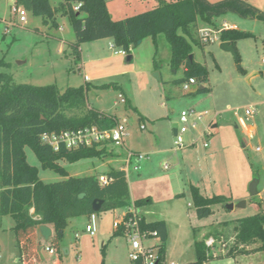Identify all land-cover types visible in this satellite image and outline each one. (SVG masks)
<instances>
[{
	"label": "rangeland",
	"instance_id": "rangeland-1",
	"mask_svg": "<svg viewBox=\"0 0 264 264\" xmlns=\"http://www.w3.org/2000/svg\"><path fill=\"white\" fill-rule=\"evenodd\" d=\"M208 1L214 3L221 0ZM245 1L264 12V0ZM61 2L63 0H51L53 6H58ZM14 5L16 0H0V59L9 63V67L2 71L11 75L16 84H56L58 88L66 89L84 83V73L78 69L70 52L69 55L60 52V38L75 40L69 18L58 14V25L52 27L44 25L42 17H36L27 11L26 22H20L12 13ZM158 5L159 0L107 1L109 15L115 21L149 11ZM224 22L250 36L235 42L239 63L234 54L220 48L222 42L217 41L203 47L192 43L195 59L206 67L209 74L207 86L211 91L208 93H197V84L185 90L186 82H173L183 78L184 72L182 69L177 72L171 69L170 45L165 37L162 36L159 40L156 57L160 67L158 71L153 69L155 45L150 37L127 55L134 57L130 63L126 62L127 56H115L117 49L111 48L109 41L104 40L107 59L102 68L97 67V70L102 69L103 77L95 83L118 82L147 122L169 117L179 123L182 111H193L189 120L196 123V126L183 139L184 144H189L190 137L196 136L197 150H190L192 147L187 146L188 150L180 154L184 148L182 151H174L169 134L157 132L156 136L153 135V140L171 153L152 158L145 165L148 171L145 168L137 171L129 167L132 190L129 204L116 210L70 219L60 241V258L56 251L54 254L46 251L47 247H51L50 242L41 241L39 252L42 253V258L37 264H131L129 238L125 234H115L117 230L114 221L127 213L134 200L146 197L151 202L141 208L142 214L148 218H165L170 223L166 264L194 262V244L196 239L204 237L207 229L205 225L210 227L212 224L264 212V20L241 18L236 13L214 18L211 23L198 19L200 28L210 30L222 28ZM196 39L199 40L198 32ZM253 74L256 76L252 77ZM100 94L102 100L97 99L98 94L94 90L89 92L90 107L104 111L116 109L122 119L124 113L120 111L123 105L120 104L121 96L115 90ZM115 102L119 104L117 107ZM252 107L256 108L257 113L247 124L254 127L256 133L250 138L237 126L234 114L239 111V114L244 115L245 110ZM74 115L79 113L76 110L67 111V116ZM130 117L133 122H137L135 125L139 124L136 113H132ZM211 124L218 126L212 128ZM132 131L133 128L128 129V134L131 135L125 141L133 138L135 134ZM203 144L210 147L204 148ZM108 151L113 156L103 160L88 158L73 163L59 162L67 173L65 176L61 172L44 170L34 152L29 148L25 149L27 162L38 169L39 176L45 183L84 176H95L99 180L105 168L119 169L123 166V148L110 145ZM166 165L169 166L167 170ZM139 173L141 177H138ZM256 179L258 193L253 196L250 185ZM190 183L199 187L207 198L222 197L221 202L211 205L212 214L209 217H197L189 193ZM241 202H246L244 208H227L229 204L238 205ZM14 225L15 221L11 216L0 217V264H22L17 260L19 251L12 230ZM88 225L93 228L95 236L87 233ZM76 234L79 236L76 237ZM155 241L159 243L158 240ZM211 248L214 256L223 254L221 242L213 241ZM157 255L155 249L154 256ZM206 264H264V252L236 259L213 258Z\"/></svg>",
	"mask_w": 264,
	"mask_h": 264
},
{
	"label": "trees",
	"instance_id": "trees-1",
	"mask_svg": "<svg viewBox=\"0 0 264 264\" xmlns=\"http://www.w3.org/2000/svg\"><path fill=\"white\" fill-rule=\"evenodd\" d=\"M108 0H63L53 6L50 0H16V4L36 17H42L46 26L57 27L58 14L67 16L75 33V41L68 43V50L76 64L81 60V45L103 39H112L115 48L130 54L131 50L147 37L153 40L157 53L160 37H165L170 45V67L174 72L184 69L183 78L173 82L181 84L195 79L197 93H207L210 88L209 74L204 65L193 55L192 43L203 47L196 39L199 30L198 19L211 23L214 18L228 13H236L241 18L264 20V12L245 0H159V5L149 11L113 20L107 8ZM76 4H81L75 11ZM250 34L237 30H225L220 34L222 42L232 45ZM236 61L239 54L235 48ZM156 63V62H155ZM156 68H158V65ZM9 63L0 59V217L11 216L15 225L19 261L22 264H37L40 225L52 227L54 235L50 246L60 256L68 221L82 215H93L126 207L130 200V189L126 172L111 171V180L102 186L95 176L68 177L63 180L45 183L36 167L27 162L25 149H31L44 170L66 172L59 162L73 163L81 159L102 158L107 155L106 146L93 145L66 149L61 146L55 151L42 142L44 133H58L98 127L100 130L114 128L118 119L90 107L88 94L91 89L123 90L116 83L101 86L82 85L68 87L63 92L57 85L34 86L16 84L13 77L2 70ZM203 87V88H201ZM126 104L130 106L129 101ZM76 110L79 115L67 116V111ZM84 194V198L79 196ZM193 206L199 219L212 214L211 205L221 202L222 197H205L195 186L190 187ZM102 200L99 212H94V200ZM150 199H139L133 203L141 209ZM33 210V212H32ZM142 232H156L159 243L155 246V264H166L168 231L165 221L147 222L140 216ZM233 235L231 236V234ZM115 234H124L123 227ZM221 242L223 254L214 256L208 240ZM196 260L185 264H206L213 258L249 256L264 252V212L256 215L220 222L207 227L204 237L195 241ZM61 264V263H57ZM131 264H143L142 261Z\"/></svg>",
	"mask_w": 264,
	"mask_h": 264
},
{
	"label": "built area",
	"instance_id": "built-area-1",
	"mask_svg": "<svg viewBox=\"0 0 264 264\" xmlns=\"http://www.w3.org/2000/svg\"><path fill=\"white\" fill-rule=\"evenodd\" d=\"M81 4H76L74 9L78 11ZM12 13L14 16L19 18L20 22H26L27 11L19 5H14L12 7ZM235 28L226 22H224L223 27L216 30L202 29L198 30V38L202 45H209L220 41V34L225 30H234ZM111 48H115L112 45ZM117 49V48H116ZM115 54L121 56H127L128 54L122 50L117 49ZM264 64V58L262 59ZM87 80V78H86ZM195 79H190L185 83L184 89L188 90L191 85H196ZM120 104H125L126 100L122 95ZM115 105H118L116 102ZM256 108H248L245 110V116L240 119L241 125L249 122L256 115ZM194 114L193 111L187 112L182 111L180 115V122L178 123L177 134L175 135L174 144L177 148H182L184 146L183 136L188 133L191 129H194L196 123L190 122L189 118ZM144 129V126L142 127ZM128 136L126 123L123 121H118L116 126L110 130H100L98 127L93 126L91 128H84L79 130H67L54 133H44L41 136L42 142L49 144L55 151H58L61 146L66 149H77L79 147H92L93 145H113L116 147H124L125 139ZM144 159V155L135 153L131 150H126L124 163L125 168H129L133 163H135V170H137L138 164ZM167 168V165L165 166ZM111 180L107 176H102L99 178V183L104 186L107 185ZM33 212V210H32ZM140 209H138L134 203L128 207L127 213L121 219H116L114 221V227L116 230L123 227L124 234L129 238L128 242L131 246L130 259L133 263L142 261L143 264H155L157 257L154 256L155 246L157 244L149 245L151 240L158 239L156 232H142L140 230ZM86 231L90 236H95L93 228L88 225ZM78 236V235H77ZM213 239L207 242L208 246H211ZM46 251L50 254L55 253L53 247H47Z\"/></svg>",
	"mask_w": 264,
	"mask_h": 264
},
{
	"label": "crops",
	"instance_id": "crops-1",
	"mask_svg": "<svg viewBox=\"0 0 264 264\" xmlns=\"http://www.w3.org/2000/svg\"><path fill=\"white\" fill-rule=\"evenodd\" d=\"M50 2H51V0H50ZM198 26H199V24H198ZM231 26H233V25H231ZM233 27L235 28L234 30H237V31L240 32V30L237 29L236 26H233ZM199 29H200V26H199ZM104 40L109 41V44H111L110 47H112V45H114L112 39H108V40L107 39H103V40H99V41H95V42H90V43H85V44H82L81 45V60L78 63V69L79 70H82L83 71L82 73H84V83L80 84L78 87H80L82 85H86V84H90L91 86H101L103 84H108V83H95V82H99L101 80V78L103 77L101 75V73H103L102 69L101 70H97V67H101L102 68L104 66V64H103L104 61L107 59V58H105V53H104V47H105ZM144 40H143V42H144ZM73 41H75V40H73ZM73 41H71V40L69 41V40H66L64 38H60V43L62 45L60 52L65 53L66 55H69L68 54L69 53V50L67 49V46H68V43L69 42H73ZM219 42H222V41L220 40ZM226 42H229V41H226ZM235 45L236 44H234V45L231 44V46L234 49L236 48ZM155 52H156V50H155ZM157 55H158V51H157V53H155V59L153 61V66H154L153 69L155 71H158L159 68H160L159 65H158V63L156 62ZM115 56H120V55L115 54ZM193 56L195 58V55L194 54H193ZM133 59H134V57H132V60ZM132 60L130 62H132ZM155 64L158 65V68H156V65ZM182 70L184 72V69L183 68H182ZM254 76H256V75L253 74L252 77H254ZM86 78H87V80H86ZM168 82L169 81H165V83H168ZM109 83H116L118 86H120L122 88L123 93L121 91H117V90H115V92H117L119 95H122L125 100H128L130 106H128L126 103L122 105V109L120 110V111H122L124 113V116H123L122 119L120 118V116L118 114L119 111L116 110V109L115 110H112V111H104V110H98V111H100L102 113H105L107 115L114 116L115 118L118 119V121H121V122L124 121L126 123L127 133H128V129L129 128H133V131L132 132L135 135L133 136V138L131 140L128 139L127 141H125V146L123 147V150H124L125 153H126V150H131V151H133L135 153L144 155V159L142 161H140L139 164H138V167L139 168L137 169V171L142 170L141 168H145L148 171V167L147 166L145 167V165H147L148 163H150L151 160H152V158L159 157V156L160 157H163V156L171 153L167 148L161 147L159 145V142L157 144L156 141L153 140V135L156 136L157 132L158 133H163V134H166V135L169 134V136H170L169 137L170 138V142H171V139L173 141L174 151H180V150L182 151L183 148H184L185 150H183V152H181L180 154L185 153L188 150L187 146L192 147V149L189 148L190 150H194V151L197 150V144H195V143H197V142H195L196 139H197L196 136L190 137L191 140H190V143L189 144H186L185 143L182 148H180V149L177 148L176 149V146L174 144L175 135L173 133V128H172L173 127V124H175L176 121H173V119L167 117V118H162V119H160L158 121H148L147 122L146 121L147 119L144 118L143 116H141L139 114V111H138L137 107L132 103L130 97H128V95L125 92V90L123 89V87L118 82H109ZM197 86H198V84H197ZM78 87H73V88H78ZM201 88H203V87H201ZM60 90L63 92L65 89H62L61 88ZM92 90H94L98 94L97 95V99L98 100H102V96H101L102 94H100V93L101 92L102 93L103 92H110L113 89H109V90H97V89L93 88V89H91V91ZM210 91H211V89H210ZM118 105H115V106L117 107ZM95 110H97V109H95ZM132 113H136L138 115V117H137L138 118L137 121L139 122L138 125H135V123H137V122H133L132 121V119L130 117ZM234 115H235L236 120H237V126L240 127L243 130V133L246 136L252 138L255 135V133H256V129L254 127L249 126L247 124L248 122H246L244 125H241V123H240V119H243L244 116H245V114L244 115H241V114H239V111H236ZM212 123H213V121H212ZM177 124H178V122H177ZM163 125H168V126L166 127V126H163ZM211 125L210 126L212 128H216L218 126V125H213V124H211ZM143 126H144V129L142 128ZM161 126L163 128H159ZM210 126H209V128H210ZM130 135H131V133L128 134L127 137H129ZM173 137H174V139H173ZM101 146H106L107 155L104 156V157H102V158H99V159H102L103 160L105 158H108L110 156H113V154L108 151L110 145L104 144V145H101ZM203 146H204V148H209L210 147V145L208 146V144H203ZM209 157L213 158V156H209ZM124 158L122 159V163H123V166L122 167H120L119 169H115L113 167H110V168H107V169L105 168L104 169V172H102L103 174L100 175V176H107L108 177V174L111 171H114V170L115 171H117V170H123V171H125L126 172V175H127V180H128L129 189H130V198H131L132 190H131V185H130V180H129V168L128 169L125 168L126 166H125V163H124ZM111 162H109L108 164H111ZM134 166H135V163H133L131 165V167H133V170H135V167ZM168 168H169V166H167V168H165V169L167 170ZM140 173L138 174V177H141V174ZM191 186H195V185H193L192 183H190V185H189V193H190V187ZM195 187H197V186H195ZM197 188H199V187H197ZM199 190H200V188H199ZM190 196H191V194H190ZM146 198H149V197H146ZM143 208H145V207H143ZM140 214L145 218V220L147 222H154V221H158V220L165 221L166 226H167V231H168V239H167V252H168V242L170 241V223H169L168 219H165V218L164 219L148 218L144 214H142L141 211H140ZM116 219H118V218H116ZM212 225H216V224H212ZM205 227H208V226L205 225ZM50 228H52V227H50ZM52 230H53V228H52ZM53 235H54V230H53ZM53 235H52V237H53ZM77 235L78 234H76V237L79 236V235L78 236ZM52 237L50 238V240L52 239ZM50 240L48 242H50ZM155 240H158V239H155ZM155 240L154 241L151 240L147 244H149V245L158 244ZM41 241H44V239L39 235L38 253H39L40 260L42 258V253L39 252V247H40ZM255 254H257V253H255ZM59 258H60V256H59ZM17 260H19V258ZM57 263H60V262H56L55 264H57Z\"/></svg>",
	"mask_w": 264,
	"mask_h": 264
},
{
	"label": "water",
	"instance_id": "water-1",
	"mask_svg": "<svg viewBox=\"0 0 264 264\" xmlns=\"http://www.w3.org/2000/svg\"><path fill=\"white\" fill-rule=\"evenodd\" d=\"M142 41L139 42V44L141 43ZM220 48L224 51H227V52H231L232 54L235 55V49L231 46L230 42H222L221 45H220ZM193 58V55H190V59ZM132 60V56H127L126 58V62H130ZM157 77H159L158 74H156ZM173 133L174 135L177 134V128H178V124L175 123L173 124ZM257 185H258V180H254L251 185H250V193L254 196V195H257ZM84 194H81L79 196L80 199L84 198ZM103 204V201L102 200H94L93 204H92V208H93V211L94 212H99L100 209H101V206ZM246 206V202H241L239 203L238 205H234V204H229L227 205V208L229 210H233L235 207L237 208H244ZM38 233L39 235L44 239V241L48 242L50 240V238L52 237L53 235V230L52 228H50L49 226L47 225H40L38 227ZM66 251V249H65Z\"/></svg>",
	"mask_w": 264,
	"mask_h": 264
}]
</instances>
